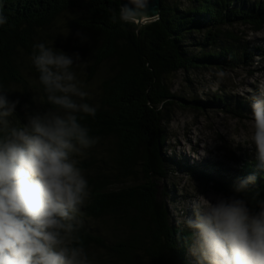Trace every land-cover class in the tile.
Returning a JSON list of instances; mask_svg holds the SVG:
<instances>
[{"label": "trees", "instance_id": "trees-1", "mask_svg": "<svg viewBox=\"0 0 264 264\" xmlns=\"http://www.w3.org/2000/svg\"><path fill=\"white\" fill-rule=\"evenodd\" d=\"M47 1L49 2L48 5L44 4V0H0L3 15L7 17V23L0 26V84L9 92V100H19L14 117L11 119L14 123L19 121L21 124H26L28 114H43V108L48 104L43 85L39 81V73L31 59L35 44L32 38L45 43L48 47H52L54 44L56 48H59L62 40L67 46L66 54L74 58L78 54L77 63L79 65L74 66L73 70L76 72L77 79L84 86V90L90 94L87 102L97 110L94 117L86 116L80 121L90 129V133H95L100 138L98 147L94 146L87 150L84 156H81L83 164L95 163V170L100 178H105L109 183L103 187L105 191L116 190L125 207L146 200L147 197L153 198L156 193L163 195L166 199L163 192L160 193L155 179L162 173L165 159L163 144L167 141V136L162 121L170 119L172 115L171 113L164 115L163 83L166 80V75L172 77V71L173 69L177 70L178 65L169 57L168 61L171 64L169 67H164L162 63L163 59L166 58V53L154 51L152 42H154L155 35L160 31L172 38L171 33L165 29L167 21L158 18L155 22L140 26L137 30L136 25L124 24L123 22L113 24L111 22L110 17L114 11L117 16L119 15L120 0H100L101 4L98 2L99 0ZM165 1L171 7L175 6L170 12L173 14L172 20L175 22V24H171L175 36H173L174 39H172L170 48L177 52L176 47L178 46L182 51V62L187 60V62H191L189 65L196 69L201 68L199 64L203 61L201 57L206 54V50L217 47L224 48L227 47V43H229L228 47H233L236 46L237 41L245 43L246 32L244 30L248 27L255 32L264 30V17L253 16L245 19L237 13H264V0H247L245 2L234 0L231 2V6L235 1H242L243 6L232 8L229 6V9L221 7L218 2L212 4L214 0H192L187 7L188 9L183 10L182 14L178 15L173 12L180 8L181 3L171 0ZM22 8L25 9L26 14ZM218 8H223L224 11L231 12V14L228 16L217 14L215 11H218ZM50 15L56 16L54 22L59 27V32L54 27L41 26V29L35 27L43 22L48 23ZM59 17H62L63 21H60ZM68 19L82 24L86 28L81 30L75 24L65 22ZM190 23L193 26L192 32L187 29ZM238 26L245 28L242 27V30ZM88 27H91V30ZM73 32L84 34L87 38V41H78L79 51L72 47L69 41L70 34ZM197 32L201 35L198 36ZM91 34H93V41L90 42L88 40ZM44 35L47 36L45 40L42 39ZM135 35L137 42L141 39L148 42L146 50L134 44L133 37ZM192 42L193 46L200 47V52L191 53L189 47H192ZM8 44L14 48L17 45L24 49L28 48L30 54L25 51L18 54L10 50L7 47ZM90 44H93V48L90 47ZM237 48L240 49V47ZM242 53H246L249 57L262 54L264 53V46L259 45L256 49L248 52L245 45ZM256 57L252 62L256 61ZM243 61L241 56L230 59L222 57L221 61L207 64L205 68H217L226 71L240 67ZM247 63L245 60V65ZM258 71L260 70L252 69V73ZM10 75L12 78H9ZM24 84L27 87L21 89ZM215 98H217V93ZM149 100L150 102H148ZM211 102L208 101V103ZM178 103L183 104V102H175V106ZM190 103L192 108H202L197 101L195 104ZM206 105L205 108L210 107ZM183 107L187 106L183 105ZM225 107L239 114L242 110L237 102L234 105L225 103ZM124 115L125 117H123ZM251 151L253 154L246 157L244 161V163L248 162L247 165L240 169L237 166L234 169L235 175L228 173L227 185L216 189V192L222 191L225 197L235 196L238 199H243L253 211H259L254 203V198L264 200V170L257 168L255 158L251 159L255 154V147ZM159 155L162 157L160 158ZM233 157H236L234 152ZM152 160L159 165V168L149 164ZM79 166L84 170L80 161ZM108 168H113L117 174L108 171ZM253 174L258 182L255 195L251 193L252 184L246 191L238 193L234 190L239 181ZM184 176L189 183L201 184V187L205 189V186L194 175L186 174ZM151 201L160 211L157 203L154 200ZM157 201L165 203L161 198H158ZM108 202L104 203V206L108 207L104 210L98 200L92 212L95 222L99 225V231L91 226L88 218L83 224L85 228L83 236L87 240L95 239L104 246L112 255L113 264H120L116 255L118 245L111 240L114 236L123 240L122 247L125 253L122 252L121 256L131 264H166L175 256L174 252L164 251V249H161L163 250L161 253L153 254L154 257L151 256L156 251V247L152 246L153 240L158 238L156 232H159L161 237L169 239L164 240L166 243H173L178 236L170 231L171 221L157 217L148 222L151 214L147 210H142L140 217H138L135 211L144 205L139 203L132 215L141 223L140 229L145 237L143 241L147 246L145 250L147 256L143 257L139 253L142 250L143 241L139 240L136 227L129 222L122 227L127 221L120 208L112 197L108 199ZM186 212L194 213L193 210L189 209ZM83 215L84 213L81 217ZM102 215L111 216L120 228L122 227L120 234H113L111 226L104 223L100 218ZM193 219H195V214ZM184 229L185 231L188 230L187 228ZM128 232L133 237L132 240L128 237ZM179 233L191 242L190 233L182 230ZM102 235L107 238V244L104 243ZM159 240L162 241L163 239ZM189 242L181 243V245L188 248ZM83 246L87 253H91L87 245ZM93 256L100 264H103L101 254L95 253ZM179 256L184 258L181 254Z\"/></svg>", "mask_w": 264, "mask_h": 264}, {"label": "clouds", "instance_id": "clouds-1", "mask_svg": "<svg viewBox=\"0 0 264 264\" xmlns=\"http://www.w3.org/2000/svg\"><path fill=\"white\" fill-rule=\"evenodd\" d=\"M153 2L120 1L119 15L114 11L111 22L136 25L138 30L158 19V14H153ZM6 23L0 6V26ZM193 47L200 49L189 47L191 53L201 51L194 52ZM31 59L48 103L43 114H28L26 124L14 123L11 118L19 100H9V92L0 84V264H93L79 235L82 209L91 198L79 161L85 169L81 156L100 138L91 136L90 129L80 121L94 117L97 110L87 102L90 94L73 70L79 65L78 54L74 58L41 42L33 45ZM243 64L245 60L240 67ZM250 99L254 131L248 145L255 146L256 166L264 170V81ZM183 100L175 107L192 106V101ZM241 115L242 110L237 117ZM172 117L162 121L167 136L163 144L165 159L162 173L155 179L160 193L169 201L171 192L178 188L177 180L196 191H176L184 202L185 216L175 220L183 232L191 234V254L198 264H264V200L254 198L259 211H253L245 200L235 196L221 195L215 202L197 197L203 191L216 195V189L228 183L225 168H237L236 161L244 163L253 152L234 150L233 157L217 145L206 144L195 131L184 140L168 144L164 123ZM172 160L179 163L180 170L175 169ZM186 174L194 175L205 189L189 183ZM93 176L101 180L97 171ZM255 181L256 176L249 175L234 190L246 191ZM192 198L191 207L186 201ZM188 209L194 213H187Z\"/></svg>", "mask_w": 264, "mask_h": 264}, {"label": "bare ground", "instance_id": "bare-ground-1", "mask_svg": "<svg viewBox=\"0 0 264 264\" xmlns=\"http://www.w3.org/2000/svg\"><path fill=\"white\" fill-rule=\"evenodd\" d=\"M171 1L172 2L178 1L181 3L180 8H178V10H175V12H173V13H176L177 15L182 14L183 10L188 9L187 6H185L184 0H171ZM233 1L234 0H216V1L214 0V2L212 4H214L215 2H218L221 5V7L229 8V6H231V2H233ZM44 2H45L44 3L45 5L49 4V2L47 0H44ZM98 2L101 4L100 0ZM160 4H161L162 8H159V10L157 12L158 18L160 20L161 19L164 20L165 22L167 21L165 29H167L172 35L171 36L172 38H169L166 36L165 33H164L165 34L164 35L160 31L159 33H157L155 35L154 42H152V49L154 51H161V52L166 53V58L163 59L162 65L164 67H169V65L171 64L168 61L169 57L172 58V60L178 65L177 70L173 69V71H172L173 75L172 76L177 77L178 75H181L184 79H186V80H182V83L185 86L186 92L188 93L187 97L192 100L193 104H195L194 99H195V97H197L198 102L200 103L202 108L197 107L196 109L200 110L201 115L203 116V122L205 123L207 130L210 132L213 130L218 132L216 139L220 142L221 145H219V146H220V149L222 151H225L228 153H233L234 150L247 149L249 147H255L254 145L253 146L248 145L251 142L250 139H247L245 142L243 141V134L244 133L247 135L249 134L251 137L252 132H253V126H251V124H249L248 122H242V123L233 122V124H232L234 127L232 129V134L234 136H236L237 138H242V140L239 142H235L232 140V134H229L227 140H225L222 136L220 129H219L220 124H223L221 126V128L222 127L226 128V126L228 128H230V125L227 124L226 121L222 119V117H232L234 120H236L237 116L235 114L239 115V113H236L232 109H226L225 103H229L231 101H236L241 106L242 112H246V114H248V116H250L251 119H249V120H253L254 116H253V109L251 106L252 102H251L249 94L247 93V96L249 97L250 100L245 101L243 98L239 97L237 94H235V93L231 94L227 88H225L224 86L221 85L218 88V90H219L218 92H216L213 89L209 90V91L216 92L217 98L214 102L208 103L207 99L209 98V100H210L212 98V95H211V93H209V91L207 89H205V90L201 89L199 82L197 83L195 81L196 76H197V71L191 65H189V63H191V62H187V60L182 62L183 55H182L181 49L178 46L176 47L178 50L177 52L172 51L170 48L172 39H174L173 36H175V34L173 33V30L171 28V24H175V22H173V20H172L173 14H171L170 12H172V10H173V8H175V6L171 7L165 0H161ZM18 5H21V3H18ZM214 7H213V9H214ZM22 11L25 14L27 13L24 8H22ZM78 12L80 13L79 8H78ZM215 12L217 14H225L226 16L231 14V12L224 11L223 8H218V11H215ZM235 12H237V11H235ZM237 13L240 14L241 16H243V18H245V19H249L253 16H258V18L264 17V13H254V14H247L244 12H243V14H241L239 12H237ZM55 18H56L55 15H50L48 18V23L43 22V23H41L35 27H37L38 29H41V26H46L47 28L54 27V29L59 32L60 31L59 27L54 22ZM59 20L63 21L62 17H59ZM65 22L75 24L81 30H84L86 28L82 24L74 22L71 19H68ZM180 24L184 28H186L184 26V24H182L181 22H180ZM192 27L193 26L190 23V26L188 25L187 29H189L192 32ZM238 27L239 28H242V27L245 28L244 26H238ZM88 29L91 30V27H88ZM77 33H79V32L71 33L70 37H69V39H70L69 41H70L72 47L76 48L77 51H79L78 50V45H79L78 41H87V38L84 34L77 35ZM133 38H134V44L136 46L138 45L139 47L146 50L148 42H146L144 39H141L137 42L136 35ZM42 39L43 40L47 39V36L44 35L42 37ZM32 40L35 44L41 43L40 41H38L35 38H32ZM88 41H90V42L93 41V34L90 35V38ZM183 41H185V40H183ZM256 43H261L264 46V42H262L261 40H258V41H255L253 43H250V44L240 42V43H238V47H239V45H240V47H241V45H246L248 47V46L256 44ZM228 44L229 43H227V48H229ZM192 46H193V42H192ZM7 47L10 48V50L17 52L18 54H21L24 51L30 54V51L28 48L24 49V48L19 47L18 45L16 48H14L11 44H8ZM52 47L54 50L57 49V50H62L64 52H66L65 50L67 49L66 44L62 40L60 42L59 48H56V46L54 44ZM90 47L93 48V44H90ZM238 52H239V55L244 60H246L248 62L247 65L245 66L246 67L245 69L247 71H252V66L256 65L257 68L261 71L260 75L264 73V68H263L264 53L256 54L254 56L249 57L248 55H246V53L241 54L240 53L241 50ZM220 54H223V53H220ZM256 56L259 57V61L252 62V60ZM201 58L203 59V61H201L199 65L202 68V70H203V67H204V70L209 69V68H205V64H207L208 62H211V61H208L209 59H207L208 55L204 54ZM218 60L221 61V59H218ZM210 64H213V63H210ZM244 74L247 77H250V75L248 73H244ZM9 78H12L11 75L9 76ZM170 79H171V77L166 75V80H164V83H163L164 95L162 96V99L164 101L163 102V108L165 110L164 115L166 116L169 113H171L173 115V117H180V115H184V113H183L184 111L182 109H177L175 107V102H183V98L178 93L177 89L172 85ZM26 87H27V85L24 84L21 86V89H25ZM215 87H218V85L215 84ZM254 90H256V87H254ZM148 102H150V100ZM206 104L209 105L212 108V110H214V111H217L220 109L222 110L220 113H218L216 115L217 120H213L211 117H208L207 112L205 111L206 108L204 107ZM233 109H235V108H233ZM244 116L241 115L242 119H245ZM178 126H179V132H181V129H182L181 124H178ZM195 130L196 129H194V131ZM90 135L93 137H97V135L95 133H90ZM202 137L206 138L204 135H202ZM234 143L236 144V146L233 147L232 144H234ZM98 145H99V143L97 145H95V147H98ZM177 145H181V144H177ZM159 157L161 158L162 156L159 155ZM254 158H255V154L251 157V159H254ZM223 162L224 161L222 159H219V163L221 165H223L222 164ZM172 163H173L176 170L181 169L179 166V163L176 160H172ZM247 163L248 162H245L243 164L242 162L236 161L235 165H237L240 169V168L245 167L247 165ZM149 164L152 165L153 167L159 168V165L153 160L150 161ZM225 169L231 175L236 174L235 170H234L235 166H233L232 168L229 167V168H225ZM107 170L111 171L115 175L117 174V172L113 168H108ZM83 171H84V174L88 180L89 187L91 189V198L87 202L86 206L82 209V213H84V215H83V217L80 218V220L82 221V227L80 228L79 235L83 239V245H87L88 248L91 250V253H88V255H89V258L93 260V264H100L99 261L96 258H94V256H93V254H95V253H99L102 255L103 264H113L112 255L104 246L100 245L97 240H95V239L87 240L86 238H84L83 232H85V228L83 227V224L89 218L91 226H93L96 229V231H99V225H98V223L95 222L94 215L92 212H93L94 208L96 207V205H97L96 203L98 202V200H99L100 204L103 206L104 210L107 209L108 207H105L104 203L105 202L109 203L108 199L110 197H112L114 199L115 203L120 208L122 215L125 217V219L127 221V223L122 225V227L126 226L128 224V222L130 224H132L133 226H135L137 229V233L139 235L138 238L140 241H143L145 238L143 236V231L140 229L141 223L138 220L134 219V217L132 215V212H134L137 209L139 203H143L144 205L135 211V213L138 215V217H140V212L142 210H147L151 214V217L148 220V222L155 220L157 217H160V219H162V220H169L172 222V226L170 227V231L174 232L176 234V236L177 235L178 236L176 237V239L173 243H166V242H164V240H169V239H165L164 237H161L159 235L160 233L156 232L158 234V238L157 239L155 238L152 242V246L156 247V251H154L152 253V255H151L152 257L155 256V255L153 256V254L161 253L163 251L161 249H164V251L174 252V255H175L168 262H166V264H189V263L198 264L196 257H194L190 252L191 242H189L187 237H183V236H181L183 234L179 233V231L182 230V228L180 227L179 223L175 220V215H176V212L178 211V208H177L175 203L165 199L163 197V195L156 193V194H154L153 198L147 197L146 200H143L141 202H136L134 204H130L128 207H125L123 202L119 198L118 192L116 190L105 191V189L103 187L106 185H109V183L105 180V178H102L101 180H99L93 176V173L96 172L95 163H92V164L88 163ZM164 176H167L170 179H174L169 175H164ZM192 183H194V182L192 181ZM197 186L201 187V184H197ZM257 187H258L257 181L252 183L251 193L253 195L256 194ZM187 191H188V193H196V191L191 190V189H188ZM214 193H215V190H214ZM203 195H207V193L205 191H203ZM216 195L217 196H221V195L224 196V193L222 191H220L219 193L217 192ZM158 198L163 199L165 203H161V202L157 201ZM151 200H154L157 203V206L159 207V209H161L160 211L158 210V208H156L153 201H151ZM179 205H181V204H179ZM100 218L104 221V223L111 226V229H112V232L114 235L120 234V230L122 227L120 228V226L114 221V219H112L111 216L108 217L106 215H102ZM127 235L130 238V240L133 239V237L130 236V232H128ZM102 238H103L104 243L107 244V242H108L107 238L104 235H102ZM159 239H163V240L160 241ZM111 240L116 245H118V250L116 252V255L118 256V261L120 262V264H131L129 261H127L126 259H124L121 256L122 252L125 253V250L122 247L123 240L118 236L112 237ZM188 242H189L188 248H184L181 245V243H188ZM146 247L147 246H146L145 242L143 241L142 242V250L139 252L140 255L143 257L147 256L146 251H145ZM180 254L183 255L184 258H181L179 256Z\"/></svg>", "mask_w": 264, "mask_h": 264}, {"label": "rangeland", "instance_id": "rangeland-1", "mask_svg": "<svg viewBox=\"0 0 264 264\" xmlns=\"http://www.w3.org/2000/svg\"><path fill=\"white\" fill-rule=\"evenodd\" d=\"M184 1H185V6L188 7L190 5V0H184ZM155 21L156 19L153 22ZM241 29L243 30V28ZM244 31L246 32V37L244 39L246 44H250L258 40H261L262 42H264V30L261 32H255V31H251L248 27ZM150 36H151V31H150ZM240 42L242 41H237L236 46L229 47V48L217 47L216 49L206 50L205 53L208 54L207 59H209L208 61H211V62H208L207 64H210V63L214 64L217 61H219L218 59H221L222 57H225V58L228 57L229 59L239 58L240 55L238 51L241 50L240 53L242 54V51L244 49V45H241V47L239 46L240 49L237 48L238 43ZM259 45H262V44L256 43V44L248 46V52L256 49V47ZM199 50L200 49L198 47L192 48V51L194 52H198ZM220 53H223V54H220ZM256 61H259V57H256ZM245 66L246 65L243 64L240 68L230 69L226 71H222L217 68H212V69H207V70L203 69L204 71L202 69H195L197 71V76H196L195 81L197 83L199 82L201 89H204V90L207 89L208 91L210 89H213L216 92H218L219 91L218 88L222 85L225 88H227L231 94L235 93L239 97L243 98L245 101H249L250 99L247 96V93L250 96L252 93L256 91L254 90V87L257 88V85L261 81H264V73L261 75H260L261 71L252 73V71H247L245 69L246 68ZM263 68H264V61H263ZM252 69L257 70L258 68L256 65H254ZM244 73H248L250 77H247ZM170 80H171L172 85L177 89L178 93L181 96L185 97V100L192 101L190 98L187 97L188 93L186 92L185 86L182 83V80H186V79H184L181 75H178L177 77L172 76ZM215 84H217L218 87H215ZM216 92L209 91V93H211L212 95V98L210 100L208 98L207 100L214 102L216 100L215 98ZM194 100H198L197 97H195ZM234 102L235 101H231L229 103H234ZM176 108L182 109L184 111L183 112L184 115H180V117H172L171 121H166L164 123V127L166 128V131L169 137L168 144H172L174 141H177L179 139L184 140L186 136L193 134L194 129H196L195 132L198 133V136L202 137V135H204L206 137V138L202 137L203 141L206 144H213L217 146L221 145L220 142L216 139L218 132L214 130L210 132L207 130L206 125L203 122V116L201 115L200 110L192 108V107L184 108L182 106H177ZM205 111L207 112L208 117H211L213 120H217L216 115L220 113L222 110L220 109V110L214 111L211 109V107H209V108H206ZM243 116L245 119H242V117H237L236 120H234L232 117H222V119L225 120L226 123L230 125V128H228L227 126L226 128H223V127L221 128L223 124H220L219 126V129L225 140H227L229 134H232V129L234 128L232 125L233 122H237V123L248 122L249 124H251V126H253V122H252L253 120H249L251 118L250 116H248V114H246V112H243ZM123 117H125V115ZM178 124H181L182 126L181 132H179ZM253 131H254V128H253ZM247 139L251 140V137L249 134L247 135L244 133L243 141L245 142ZM232 140L235 142H239L242 140V138H237L236 136L232 134ZM232 145L233 147L236 146L235 143ZM252 148L253 147H249L247 149L252 150ZM237 154L240 155L239 152H237ZM176 186H178L176 190L178 192L186 191L188 189V187H184L181 184V181L179 180H177ZM176 191L171 192L172 197L170 201L175 203L178 208V211L176 212V215H175V219L178 220V218L185 216V212H184L185 205L182 199L178 196V193ZM200 196L208 198L212 200L213 202H215V198L218 197L215 194H207V195L198 194L197 197H200ZM182 198H186V197L183 196ZM195 198L188 199L186 202H189L192 207V202ZM189 216L191 218V215Z\"/></svg>", "mask_w": 264, "mask_h": 264}, {"label": "water", "instance_id": "water-1", "mask_svg": "<svg viewBox=\"0 0 264 264\" xmlns=\"http://www.w3.org/2000/svg\"><path fill=\"white\" fill-rule=\"evenodd\" d=\"M121 1V3L122 2H125V0H120ZM244 2L245 1H247V0H243ZM160 2H161V0H154V2H153V4H152V8H153V14H155V13H157L158 12V10H159V8H161V4H160ZM237 6H243V3H242V1H235L234 3H233V5L231 6V8L232 7H237ZM229 9V8H228ZM228 9H227V11H228ZM244 47H245V45H244ZM248 48V47H247ZM252 51V50H251ZM250 51V52H251ZM251 54V53H250Z\"/></svg>", "mask_w": 264, "mask_h": 264}]
</instances>
